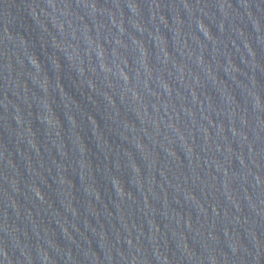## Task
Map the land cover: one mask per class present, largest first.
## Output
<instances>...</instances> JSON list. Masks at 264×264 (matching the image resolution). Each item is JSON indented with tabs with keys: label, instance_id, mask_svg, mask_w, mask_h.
Listing matches in <instances>:
<instances>
[{
	"label": "water",
	"instance_id": "water-1",
	"mask_svg": "<svg viewBox=\"0 0 264 264\" xmlns=\"http://www.w3.org/2000/svg\"><path fill=\"white\" fill-rule=\"evenodd\" d=\"M0 264H264V0H0Z\"/></svg>",
	"mask_w": 264,
	"mask_h": 264
}]
</instances>
